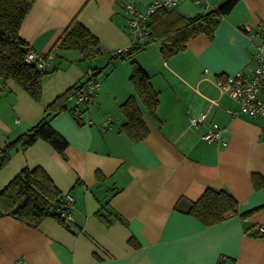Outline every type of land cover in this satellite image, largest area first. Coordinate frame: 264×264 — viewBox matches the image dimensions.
Returning <instances> with one entry per match:
<instances>
[{"label":"crops","instance_id":"crops-1","mask_svg":"<svg viewBox=\"0 0 264 264\" xmlns=\"http://www.w3.org/2000/svg\"><path fill=\"white\" fill-rule=\"evenodd\" d=\"M153 1L35 0L19 36L33 51L49 55L42 67V95L35 101L14 82L0 81V148L38 121L58 95L130 46L123 3L142 10ZM224 1L179 0L170 8L192 17ZM74 19L99 40L97 58L82 60L76 50L50 53ZM262 30L264 0H239L220 19L212 39L200 34L168 60L161 58L157 43L149 44L99 72L85 111L74 96L66 111L49 120L67 141L65 152L38 140L25 151L18 146L0 171L2 190L20 170L41 167L62 194L74 198L73 221L67 228L45 218L33 229L0 218V264L17 259L26 264H217L220 256L226 264H264V237L255 236L264 226V209L244 220L229 215L208 227L176 209L177 204L186 209L206 188L232 194L239 213L264 205V191L252 184L253 173L264 177V118L231 116L236 105L215 83L225 75L251 73L256 45L264 43ZM131 60L149 75L159 100L153 118L137 99L149 130L137 143L120 130L125 119L119 107L134 96ZM203 111L208 122L188 129V117ZM210 122L222 129L224 145L201 140ZM130 237L138 247L128 244Z\"/></svg>","mask_w":264,"mask_h":264},{"label":"trees","instance_id":"trees-1","mask_svg":"<svg viewBox=\"0 0 264 264\" xmlns=\"http://www.w3.org/2000/svg\"><path fill=\"white\" fill-rule=\"evenodd\" d=\"M238 1L225 0L217 8L192 17H184L173 8H159L149 18L147 23L149 33L142 45L134 44L124 53H114L105 67L117 60L130 58L149 44L157 43L161 58L168 60L184 51L187 42L200 34L212 39L220 19L229 14ZM34 2L35 0H0V81L14 82L33 100L39 101L45 73L35 63L25 62V55L30 47L19 36L20 26ZM262 40H264V34H262ZM68 50L78 51L82 60L86 61L97 58L102 51L99 40L77 19H74L63 30L50 53ZM46 56L49 55L46 54ZM130 66L129 82L134 89V96L128 97L119 107L120 113L125 119L120 130L131 142L137 143L144 140L149 134L137 105V99L153 118H156L155 112L159 100L158 91L152 87L146 71L135 60L130 61ZM103 69L95 73L92 72L93 79L96 80L99 72ZM91 80L92 77H88L86 81L75 84L58 95L46 106L38 121L15 139L7 141L0 148V171L18 146L22 151H25L38 140L47 143L52 149L63 154L68 143L49 125V120L58 113L66 111V102L74 96L78 97L83 94L86 85ZM91 103L92 100H89L81 105L84 111ZM252 184L255 190L264 191V177L260 174H252ZM64 209L65 194H62L41 167L20 170L0 190V218L11 217L33 229L37 228L45 218H52L68 228L65 218L61 216ZM176 209L208 227L224 221L229 215H237L244 220L256 211L264 209V205L239 213L238 202L232 194L224 189L206 188L199 198L191 202L186 209H181L178 204ZM95 216L106 226H110L111 223L104 219L99 212ZM259 227L256 229L255 236L264 237V234H257ZM128 244L132 247L139 246L133 237L128 239Z\"/></svg>","mask_w":264,"mask_h":264},{"label":"built area","instance_id":"built-area-1","mask_svg":"<svg viewBox=\"0 0 264 264\" xmlns=\"http://www.w3.org/2000/svg\"><path fill=\"white\" fill-rule=\"evenodd\" d=\"M194 5H198L201 0H192ZM179 0H157L146 4L142 10L132 2L122 4V9L126 17V28L130 36V46L141 44L146 40L149 33L147 23L152 13L159 8H170L177 5ZM247 29V28H246ZM249 30V29H248ZM261 36L264 30L260 32ZM129 46V47H130ZM127 49L118 50L115 53L126 52ZM264 43L256 45V52L253 55V67L249 75L243 72H237L232 75H225L221 80H217L216 86L221 93L225 94L235 105L234 110H230L231 116H245L251 119L264 118ZM47 61V56L33 51L31 48L25 55V62L28 64L35 63L38 67H43ZM87 77H92V80L86 85L85 92L76 98V105H84L86 101H91L95 95L97 82L93 79L92 72L87 73ZM208 122V113L200 112L197 116H189L187 119V128L196 130ZM201 140L206 143L225 144V138L220 126L215 122H210L207 129L201 134ZM74 198L65 195V209L62 212L66 222L73 221L72 210ZM258 235L264 234V226H260ZM226 257L220 256L217 264H225ZM11 264H26L24 260L17 259Z\"/></svg>","mask_w":264,"mask_h":264},{"label":"rangeland","instance_id":"rangeland-1","mask_svg":"<svg viewBox=\"0 0 264 264\" xmlns=\"http://www.w3.org/2000/svg\"><path fill=\"white\" fill-rule=\"evenodd\" d=\"M144 111H147V110H144ZM149 114V113H148Z\"/></svg>","mask_w":264,"mask_h":264}]
</instances>
